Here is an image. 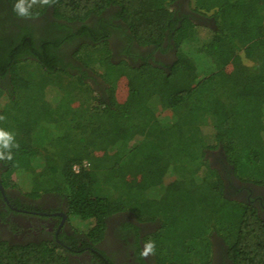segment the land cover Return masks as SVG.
<instances>
[{"label":"trees","instance_id":"16d2710c","mask_svg":"<svg viewBox=\"0 0 264 264\" xmlns=\"http://www.w3.org/2000/svg\"><path fill=\"white\" fill-rule=\"evenodd\" d=\"M174 1L58 0L17 18L0 0V128L20 145L0 161L2 184L61 196L93 244L115 213L154 223L156 264H209L212 235L230 264H264V217L228 198L206 159L220 150L238 180L264 186V0H189L209 25ZM165 40L169 65L135 50ZM67 253L0 241V264H69Z\"/></svg>","mask_w":264,"mask_h":264},{"label":"flooded vegetation","instance_id":"af4514ba","mask_svg":"<svg viewBox=\"0 0 264 264\" xmlns=\"http://www.w3.org/2000/svg\"><path fill=\"white\" fill-rule=\"evenodd\" d=\"M184 2L185 0L174 1L177 16L188 15L195 21L201 19L207 21L206 18L194 14L189 6L185 7ZM40 23L41 20L37 18L13 20L7 29L13 33L17 32L20 26L30 28L31 25L37 26ZM112 45L114 48L120 46V50L123 46L117 41ZM167 45L168 42L165 40L162 51L152 47H138L135 50L142 56L151 52V59L160 60L165 66L171 64L174 56L173 49ZM118 51L115 50L116 53ZM117 58L125 56L120 54ZM7 83V77L0 78L1 87H7ZM214 163L216 164L214 168L223 179L224 194L230 199L253 206L257 213L264 217V186L238 180L221 151L216 154ZM69 218L65 200L61 196L44 193L33 198L13 186H4L0 178V241L10 244L52 241L68 251L69 264H156L153 255L147 259L139 255L142 241L155 229L154 223L138 221L131 213H115L106 218L103 238L93 244L84 237L85 231H78L70 225ZM211 239L212 254L209 264H230L222 239L213 235Z\"/></svg>","mask_w":264,"mask_h":264},{"label":"clouds","instance_id":"9594fccd","mask_svg":"<svg viewBox=\"0 0 264 264\" xmlns=\"http://www.w3.org/2000/svg\"><path fill=\"white\" fill-rule=\"evenodd\" d=\"M58 0H14L12 4V11L17 18H31L33 16L32 9L34 6H49L57 3ZM5 120V117L0 115V121ZM20 145L16 142L13 133L0 128V161H12L13 149H19ZM156 243L148 239L142 241L139 255L142 258L155 254Z\"/></svg>","mask_w":264,"mask_h":264},{"label":"rangeland","instance_id":"374dc122","mask_svg":"<svg viewBox=\"0 0 264 264\" xmlns=\"http://www.w3.org/2000/svg\"><path fill=\"white\" fill-rule=\"evenodd\" d=\"M184 4H185V7H187V6H189L190 7V5H189V0H185V2H184ZM175 5H174V2L172 3V9L175 11ZM194 22L196 23V24H204V25H209L210 24V20H207V21H204V19H201V20H199V21H195L194 20ZM76 63V62H75ZM35 68L32 66V64H26L25 65V69L23 70V71H25V73L24 74H27V73H29L30 71H32V72H35V70H34ZM37 72V71H36ZM35 72V73H36ZM88 73H89V75L91 76L92 75V73H90V70H88ZM33 75V74H32ZM36 75V74H35ZM31 77H33V76H31ZM87 82H89V84L91 85V87L93 88V89H95L96 91H103V89H104V84H102V82L101 83H95L94 82V80L93 79H89V80H87ZM47 131H49V129L47 130H45V132H46V134H47ZM220 151L219 150H216V151H207L206 152V159L208 160V162L210 163V165H212L213 167H215L216 166V164L214 163V161H215V157H216V154L217 153H219ZM222 153V152H221ZM23 184H24V180H23V182H21V185H20V187L21 188H24V186H23ZM25 185V184H24ZM69 223H70V225L74 228V229H76V230H78V231H81V232H83V231H85L86 230V226H85V224L77 217V216H70V218H69ZM213 237H216V236H214L213 235ZM218 237V236H217ZM218 238H220V237H218Z\"/></svg>","mask_w":264,"mask_h":264}]
</instances>
